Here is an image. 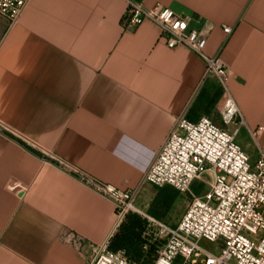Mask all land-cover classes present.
<instances>
[{"label":"crops","instance_id":"crops-1","mask_svg":"<svg viewBox=\"0 0 264 264\" xmlns=\"http://www.w3.org/2000/svg\"><path fill=\"white\" fill-rule=\"evenodd\" d=\"M135 1L210 28L206 53L229 66L264 153V0ZM126 10L125 0H31L16 24L0 16V264H88L119 229L113 203L79 175L135 192L149 213L160 189L144 176L178 119L217 115L223 91L203 60L169 48L151 21L125 28Z\"/></svg>","mask_w":264,"mask_h":264},{"label":"built area","instance_id":"built-area-1","mask_svg":"<svg viewBox=\"0 0 264 264\" xmlns=\"http://www.w3.org/2000/svg\"><path fill=\"white\" fill-rule=\"evenodd\" d=\"M30 1L0 0V16L16 24ZM125 1V28H138L145 21L155 23L169 48L190 49L205 63L206 77L218 79L223 101L216 114L221 124L209 116L196 122L186 115L180 117L144 176V183L158 189L172 188L190 197L183 218L175 226L140 210L135 192L123 191L86 174L79 175L80 182L113 203L116 229L130 214L146 222L143 252L147 255L156 248L152 264H264V153L260 152L259 159L253 162L238 143L246 121L228 87L229 66L206 53L210 28H192V17L180 16L162 6L148 8L135 0ZM224 31L231 34L232 28ZM7 132L9 129L0 123V134ZM250 133L257 141L260 132ZM60 167L67 165L60 162ZM18 189L21 190L18 186L11 188ZM112 238L96 246L87 263L138 264L126 251L112 250ZM202 240L216 244L218 252L202 248ZM73 242L78 250L85 247L80 238L75 237ZM178 259L180 263H176Z\"/></svg>","mask_w":264,"mask_h":264},{"label":"trees","instance_id":"trees-1","mask_svg":"<svg viewBox=\"0 0 264 264\" xmlns=\"http://www.w3.org/2000/svg\"><path fill=\"white\" fill-rule=\"evenodd\" d=\"M180 194L172 188L160 189L149 212L151 216L163 220L178 200ZM146 222L136 214H130L119 228L118 233L111 240V249L114 251H126L134 260L143 253V244L140 238L144 232ZM139 239V240H138Z\"/></svg>","mask_w":264,"mask_h":264},{"label":"rangeland","instance_id":"rangeland-1","mask_svg":"<svg viewBox=\"0 0 264 264\" xmlns=\"http://www.w3.org/2000/svg\"><path fill=\"white\" fill-rule=\"evenodd\" d=\"M212 119L217 123V124H221V121L220 119L216 116H212ZM238 143L242 146L243 150L251 156V159L253 162H256L258 159H259V156H260V147H259V142L255 141L252 136H251V133L248 129L247 126H245L242 130H241V133L238 137ZM261 144L263 145L264 147V140H261ZM189 203H190V197L189 196H186V195H180L179 196V199L177 200V204L175 206V208L173 209V211H171V214H170V217H169V220H164L167 224L169 225H172V226H175L177 225L181 219L183 218V215L184 213H182L183 211V208H188L189 206ZM136 206L140 208L139 206V203L136 202ZM141 209L146 210V208H142ZM149 214L151 215V213L149 212ZM145 231V229H144ZM143 233L141 235V238L139 240L140 242V245L141 243L145 244V239L143 238ZM200 246L204 249H206L207 251H210V252H214V253H217L218 250H217V246L216 244L212 243V242H209L207 240H202L200 242ZM156 257V248L153 247L151 249V251L146 255L144 252L141 254V256H138L134 258V262L138 263V264H152V262L154 261ZM180 259L177 260L176 263H180Z\"/></svg>","mask_w":264,"mask_h":264}]
</instances>
